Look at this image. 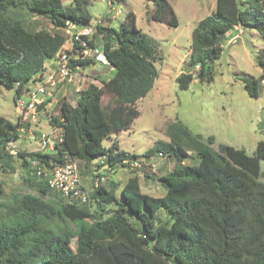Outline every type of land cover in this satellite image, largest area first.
Wrapping results in <instances>:
<instances>
[{"label":"trees","instance_id":"1","mask_svg":"<svg viewBox=\"0 0 264 264\" xmlns=\"http://www.w3.org/2000/svg\"><path fill=\"white\" fill-rule=\"evenodd\" d=\"M88 1L0 0V85L14 89L15 97L21 94L45 69L46 61L56 57L66 40V22L91 23ZM152 1L151 19L175 27L180 24L169 0ZM33 16H46L53 29H32ZM237 26L254 28L264 39V1L217 0L215 10L192 31L190 67L177 76L179 88H189L195 76L200 81L214 80L224 42ZM86 38L91 47L104 51L115 71L101 80L102 86L91 82L78 91L75 105L62 97L58 114L48 109L51 98L39 106V119L41 113L50 114V125L62 127L63 142L52 151L21 148L13 155L7 146L25 136L20 132L22 123L0 115V173L16 172L19 158L30 185L37 189V193L15 195L10 206L0 203L6 209L0 216V264H264V181L260 180L264 140L253 155L227 144L216 150L214 135L205 138L176 118L166 129L169 140H157L142 154L125 151L116 140L104 145L112 133L131 127L140 115L137 101L154 87L159 56L132 10L119 28L99 25L98 32ZM95 61L90 57L76 63L85 69ZM256 61L264 70V48ZM241 79L249 95L258 98L262 80ZM104 93L111 97L105 104ZM32 125L25 127L29 130ZM159 152L175 160L168 172L148 176L160 181L162 196L144 192L140 174L130 170L120 195L118 183L111 181L108 186L106 178L92 185L85 205L59 197L32 165V160H38L51 168L71 157L78 167L83 162L86 170L82 171L95 179L97 169L106 177L105 166L111 171L139 167L144 158ZM193 154L198 162L184 163ZM137 161L139 165L132 164ZM4 195L0 178V200Z\"/></svg>","mask_w":264,"mask_h":264},{"label":"rangeland","instance_id":"2","mask_svg":"<svg viewBox=\"0 0 264 264\" xmlns=\"http://www.w3.org/2000/svg\"><path fill=\"white\" fill-rule=\"evenodd\" d=\"M111 1L114 0L88 1L86 8L92 16L91 22L96 24L101 19L104 25L119 28L127 13L134 11L137 26L157 47L159 58L155 64L159 76L153 89L137 101L140 115L131 127L112 133L110 138L104 140V145L108 146L112 140H116L125 151L142 154L157 140H169L167 126L178 118L194 133L205 138L214 135L215 142L212 146L216 150L220 144H227L232 149H245L248 154L253 155L258 142L264 140V70L256 61L257 54L264 48V39L259 32L251 27L240 26L232 30V36L229 35V39L224 42L221 57L216 61L214 80L200 81L195 76L189 88L181 89L176 78L190 67L192 31L202 18L215 10L217 0H169L180 20L177 27L151 19L154 9L152 0L116 1L113 4L114 10L110 13ZM119 9L121 12L117 13ZM29 25L35 30L53 29V24L46 16H33ZM95 43L101 44L100 39H95ZM46 63L51 65L54 60L49 59ZM197 70L198 68L193 69L195 75ZM78 71L74 81L61 84L48 97L51 98L48 105L51 114L59 113V100L62 97L75 105L78 91L91 82L102 86L101 80L110 78L115 70L110 64L95 61L85 69L80 67ZM243 76L259 77L262 80L258 98L249 95L241 79ZM110 99L109 94H103V104ZM15 100V90L0 85V115L12 122L18 120L19 110ZM50 128V114L41 113L38 124L32 126L33 132L28 130L18 142L19 145L29 151H37L38 140L34 138L39 136L40 131H49ZM97 162L95 159L93 166ZM197 162L198 159L193 154L184 163ZM16 165V172L0 173L5 186V195L0 203L6 204V207L12 204L15 195L37 193V189L30 185L28 172L19 158H16ZM174 165L175 160L165 154L164 157L154 155L149 159L144 158L139 167H118L111 171L105 166V183L108 186L111 181L118 183L116 194L120 195L122 185L131 174L130 170H137L143 191L162 196L165 191L160 181L148 176L157 178ZM261 169L264 172V160L261 161ZM79 170L83 184L92 192L94 177L82 171L86 170L83 162H79ZM260 180L264 181V173ZM2 213H6V209L0 206V216Z\"/></svg>","mask_w":264,"mask_h":264},{"label":"built area","instance_id":"3","mask_svg":"<svg viewBox=\"0 0 264 264\" xmlns=\"http://www.w3.org/2000/svg\"><path fill=\"white\" fill-rule=\"evenodd\" d=\"M114 1L110 2V11L114 10ZM110 12V13H111ZM121 12V9L116 11ZM104 25L103 20H98L96 24L92 22L87 25H81L68 20L64 27L66 40L62 48L53 59V64H46L45 69L39 72L24 88L21 94L16 96L15 104L18 108V119L22 126L20 132L27 134L28 130L25 124L36 125L39 120L38 108L44 104L46 99L63 83L74 81V78L81 67L76 60H83L93 57L96 61L109 64L107 56L100 48H94L89 45V39L94 33L98 32V26ZM238 28V26H237ZM49 131H42L36 138L39 143L37 151L47 152L54 150L56 144L63 142L64 137L61 126L50 125ZM29 131L33 132L30 128ZM33 138V137H32ZM35 139V138H34ZM8 151L17 155L21 147L17 141L11 140L7 146ZM164 157L163 152L158 153ZM103 162V161H102ZM128 162V161H127ZM139 161L132 163L139 165ZM32 165L37 169V173L46 178L48 186L59 197L67 202L76 205H85L90 202L89 191L82 184V177L77 161L68 157V161L60 166L47 167L41 165L38 160H32ZM97 176L94 179V186L105 182L104 171L96 170Z\"/></svg>","mask_w":264,"mask_h":264},{"label":"crops","instance_id":"4","mask_svg":"<svg viewBox=\"0 0 264 264\" xmlns=\"http://www.w3.org/2000/svg\"><path fill=\"white\" fill-rule=\"evenodd\" d=\"M104 26H106V25H104ZM108 26V25H107ZM63 45V44H62ZM61 48H62V46H61ZM60 48V49H61ZM60 49H59V51H60ZM58 51V52H59ZM57 52V53H58ZM53 60V59H52ZM97 63H100V62H97ZM47 64V63H46ZM112 67V66H111ZM113 68V67H112ZM82 73V72H81ZM78 74V73H77ZM36 76V75H35ZM96 79H94V81H95ZM42 131H40L39 133H41ZM36 139V138H35ZM21 147V146H20ZM39 149V143H38V145H37V150ZM82 184H83V181H82ZM92 185H94V183H92ZM83 186L87 189V186L85 185V184H83ZM88 190V189H87ZM89 191V190H88Z\"/></svg>","mask_w":264,"mask_h":264},{"label":"clouds","instance_id":"5","mask_svg":"<svg viewBox=\"0 0 264 264\" xmlns=\"http://www.w3.org/2000/svg\"><path fill=\"white\" fill-rule=\"evenodd\" d=\"M117 0H114V3L116 2ZM117 2H119V1H117ZM111 12V11H110ZM96 62H98V61H96ZM101 63V62H100ZM104 64V63H103Z\"/></svg>","mask_w":264,"mask_h":264}]
</instances>
